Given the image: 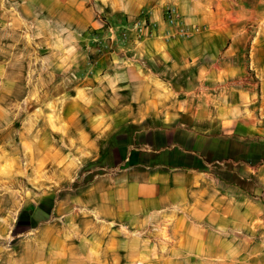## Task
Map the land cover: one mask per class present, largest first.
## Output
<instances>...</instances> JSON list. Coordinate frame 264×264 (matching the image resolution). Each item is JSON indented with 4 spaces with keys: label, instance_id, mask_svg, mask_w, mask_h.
Segmentation results:
<instances>
[{
    "label": "crops",
    "instance_id": "1",
    "mask_svg": "<svg viewBox=\"0 0 264 264\" xmlns=\"http://www.w3.org/2000/svg\"><path fill=\"white\" fill-rule=\"evenodd\" d=\"M110 3L156 28L81 67L54 129L69 151L50 146L53 178L87 180L91 216L35 224L0 247V264H264V0ZM8 67L0 84L22 97Z\"/></svg>",
    "mask_w": 264,
    "mask_h": 264
},
{
    "label": "rangeland",
    "instance_id": "2",
    "mask_svg": "<svg viewBox=\"0 0 264 264\" xmlns=\"http://www.w3.org/2000/svg\"><path fill=\"white\" fill-rule=\"evenodd\" d=\"M111 1L0 0V63L9 64V79L25 89L19 97L0 84V224L10 227L7 237L0 235V247L35 224L86 223L89 212L79 199L88 181L54 179L50 146L59 145L61 155L69 151L54 129L85 77L81 67L144 28L147 12L129 22ZM168 10L181 17L175 6ZM98 29L104 32L98 35ZM79 152L73 150V160Z\"/></svg>",
    "mask_w": 264,
    "mask_h": 264
},
{
    "label": "built area",
    "instance_id": "3",
    "mask_svg": "<svg viewBox=\"0 0 264 264\" xmlns=\"http://www.w3.org/2000/svg\"><path fill=\"white\" fill-rule=\"evenodd\" d=\"M166 21L169 26L171 27H178L181 32L185 33L184 26L182 25L181 18L178 16L175 10H168L165 13ZM143 22H144V28L140 31L142 32L143 30H154L156 28V25L150 21L148 16L143 17ZM141 264V263H137Z\"/></svg>",
    "mask_w": 264,
    "mask_h": 264
}]
</instances>
